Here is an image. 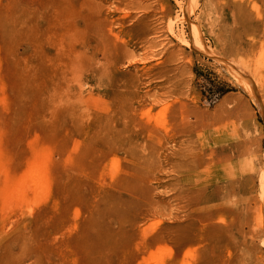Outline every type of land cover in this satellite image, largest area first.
I'll use <instances>...</instances> for the list:
<instances>
[{
    "label": "rangeland",
    "instance_id": "1",
    "mask_svg": "<svg viewBox=\"0 0 264 264\" xmlns=\"http://www.w3.org/2000/svg\"><path fill=\"white\" fill-rule=\"evenodd\" d=\"M0 264H264V0H0Z\"/></svg>",
    "mask_w": 264,
    "mask_h": 264
},
{
    "label": "bare ground",
    "instance_id": "2",
    "mask_svg": "<svg viewBox=\"0 0 264 264\" xmlns=\"http://www.w3.org/2000/svg\"><path fill=\"white\" fill-rule=\"evenodd\" d=\"M100 25H101V27H103V28H104V26H105V25H103L102 23H100ZM113 31H114V30H112L111 28H109V32H110L111 34H114ZM120 32H122V31H120ZM99 35H100L101 37H104V32H103L102 29H99ZM213 142H214V143H217V140L213 138ZM229 148H230L231 151L233 150L232 147L229 146Z\"/></svg>",
    "mask_w": 264,
    "mask_h": 264
},
{
    "label": "trees",
    "instance_id": "3",
    "mask_svg": "<svg viewBox=\"0 0 264 264\" xmlns=\"http://www.w3.org/2000/svg\"><path fill=\"white\" fill-rule=\"evenodd\" d=\"M216 92H220L221 94L225 93L222 89H216Z\"/></svg>",
    "mask_w": 264,
    "mask_h": 264
}]
</instances>
